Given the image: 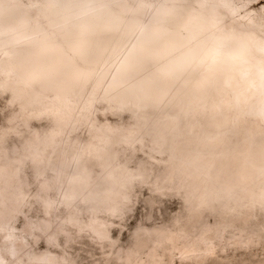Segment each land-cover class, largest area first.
Instances as JSON below:
<instances>
[{
	"label": "rangeland",
	"instance_id": "1",
	"mask_svg": "<svg viewBox=\"0 0 264 264\" xmlns=\"http://www.w3.org/2000/svg\"><path fill=\"white\" fill-rule=\"evenodd\" d=\"M123 1L134 7L123 15L152 14L143 0ZM234 1L238 13L219 5L222 29L264 37V0ZM44 2L0 0V17L15 3L49 32ZM0 64V264H264L261 117L240 116L222 162L220 140H203L201 125L215 124L203 106L190 111L198 120L186 132L155 105L107 106L119 89L94 91L93 71L66 112L56 87L40 88L42 76L20 82L1 51ZM104 128L110 136L99 137Z\"/></svg>",
	"mask_w": 264,
	"mask_h": 264
},
{
	"label": "bare ground",
	"instance_id": "2",
	"mask_svg": "<svg viewBox=\"0 0 264 264\" xmlns=\"http://www.w3.org/2000/svg\"><path fill=\"white\" fill-rule=\"evenodd\" d=\"M158 1H142L152 14L126 16L121 11L132 12L134 7L123 0H45L49 32L27 9L5 5L0 51L11 65L7 69L20 82L32 83L42 76L40 88L56 87L57 101L66 103L58 110H71L75 90L83 88L93 71L94 91L119 89L107 98V106L155 105L158 115H169V121L186 132L195 130L198 120L190 117V111L203 106L215 121L211 130L201 125L203 140H220L223 162L234 150L240 116L248 113L264 121V37L222 29L225 12L219 5L238 13L241 6L234 0H212L202 8ZM197 1L202 5L206 0ZM11 31L12 37L6 38ZM59 31L64 41L56 38ZM33 40L24 49L16 45ZM157 63L160 66L149 68ZM99 65L105 68L97 69ZM5 67L0 64V71ZM105 78L108 81L103 83ZM110 133L104 128L98 135ZM249 140L253 142L254 136ZM241 161L240 157V166L245 163Z\"/></svg>",
	"mask_w": 264,
	"mask_h": 264
}]
</instances>
